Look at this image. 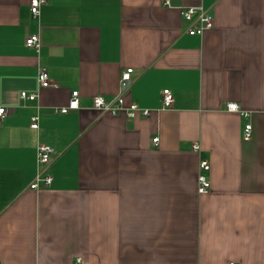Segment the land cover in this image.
<instances>
[{
    "label": "crops",
    "instance_id": "crops-1",
    "mask_svg": "<svg viewBox=\"0 0 264 264\" xmlns=\"http://www.w3.org/2000/svg\"><path fill=\"white\" fill-rule=\"evenodd\" d=\"M165 1L49 0L36 20L30 0H0V264H264V0H202L203 37L182 17L197 3ZM43 68L57 89L39 87ZM75 91L80 109L57 114ZM120 95L150 117L92 107ZM41 144L53 183L34 191Z\"/></svg>",
    "mask_w": 264,
    "mask_h": 264
},
{
    "label": "built area",
    "instance_id": "built-area-1",
    "mask_svg": "<svg viewBox=\"0 0 264 264\" xmlns=\"http://www.w3.org/2000/svg\"><path fill=\"white\" fill-rule=\"evenodd\" d=\"M197 3V6L185 8L182 12V17L185 22L188 23L189 28L187 34L191 37H203L208 31H211L215 27V22L213 16L206 11L201 5L202 0H192ZM49 0H30L29 11L33 19H39L41 17L42 8L48 4ZM166 6H170L168 0L165 1ZM25 46L29 50H33L36 53H40L41 42L39 36H30L25 41ZM134 70H126L121 77L120 87L122 91L131 84ZM38 84L41 89H57V84L51 82L49 78V73L46 68L40 70L38 74ZM80 94L75 91L71 93V99L66 107H61L56 110L57 114L67 115L71 111H77L80 109L79 103ZM20 99L35 102L37 99L36 95H31L26 92L20 94ZM175 98L170 90H164L161 92V108L162 111L170 110L173 108ZM92 107L94 110L103 113L116 116L119 114H125L128 119L135 118H148L151 115L149 110H144L139 108L135 104L126 105L125 97L120 95L113 100H106L103 97H96L93 99ZM227 110L229 113L238 114L245 120L250 119V114L243 111L238 104H228ZM7 116L6 108L0 107V122H2ZM32 130L37 131L39 129V118L34 117L31 119ZM253 136V127L250 123L246 124L242 131L243 142H250ZM158 139H154L153 143L157 144ZM200 147L198 145L194 146V151L198 152ZM55 154V149L47 144L39 145L37 149V165L38 173L35 179L30 185V189L38 191L40 189H48L53 183V176L50 173L52 165V157ZM211 166L208 161L200 162V175L198 178V193L200 195H205L209 192L211 188L210 180L208 175L210 173Z\"/></svg>",
    "mask_w": 264,
    "mask_h": 264
}]
</instances>
